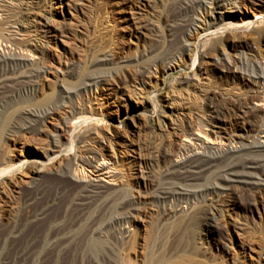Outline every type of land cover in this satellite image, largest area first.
I'll return each instance as SVG.
<instances>
[{"label":"rangeland","instance_id":"374dc122","mask_svg":"<svg viewBox=\"0 0 264 264\" xmlns=\"http://www.w3.org/2000/svg\"><path fill=\"white\" fill-rule=\"evenodd\" d=\"M183 1L0 0L2 50L32 58L0 93V264H264V182L213 170L157 198L199 131L225 148L264 126V0ZM90 157L111 174L87 199L67 173Z\"/></svg>","mask_w":264,"mask_h":264},{"label":"bare ground","instance_id":"6f19581e","mask_svg":"<svg viewBox=\"0 0 264 264\" xmlns=\"http://www.w3.org/2000/svg\"><path fill=\"white\" fill-rule=\"evenodd\" d=\"M219 1L223 2V3L232 2V0H219ZM205 6H207L205 0H184L183 3L181 4L180 9L184 13H186V15H187L188 13H191V12H192V14L196 13V10L198 11ZM217 6H218V4H217ZM194 15H193V18H191L189 21L187 20L191 27L196 26V23H197V17ZM213 18L215 21H219V22H222L224 20V16L221 13H219L216 17L214 16ZM228 25H229V27L233 26V24H228ZM227 29L228 28H222V29H220V31L218 33H223ZM248 29H249V27H248ZM214 34H217V33H214ZM4 38H5V35H4ZM0 41L3 42V38H0ZM7 42L10 43V41H7ZM1 47H2V45L0 43V66L2 68V70L0 72V93H3L7 89L6 87L11 81L18 80L17 79L18 76H17V78L14 77V76H16L15 75L16 74V68L19 69V67L25 66L27 63H29V61H32V58L28 57L29 55L24 56V50H22V49H20L19 52H16V50H14V49L12 50V48H11L10 49L11 51L9 52V51H5L6 49L2 50ZM8 66L11 67L10 70L6 69V68H9ZM3 67H4V69H3ZM258 79H260L261 82L264 83V70H262L260 72ZM18 81H20V80H18ZM255 107H262L263 108L264 107V99H263L262 103L256 104ZM263 110H264V108H263ZM71 112H72V110H71ZM81 113H82V111L80 112V115H82ZM73 116L75 118V115H73ZM76 118H78V117H76ZM87 118H88V116H87ZM32 120H34V119H32ZM74 121H75V119H73L72 122L75 123L76 126H78L80 123L85 124V121H87V120H86L85 116L83 118V115H82V117L78 118L76 120V122H74ZM71 125H74V124H71ZM65 127H66V125H65ZM73 128H74V126H73ZM195 136H196V138H195L194 143L185 144L181 148L180 154L176 157V159L175 160H169L167 162L168 173H169L171 179H173L175 182L171 187H167L164 189L162 188V190L160 189L161 191L157 195L158 201H159V199L160 200H168L169 199L171 201L187 200L189 197H191L193 195V190H191L189 188V186L190 185L193 186L206 173H209L213 170H215L218 175L216 176L217 181H216L215 185L212 187V189H219V190L222 189L223 190V189H227L229 186H231L232 184H236V183L237 184H243L245 186H250V187H257V186L262 185V182H264V178H263V175H264V157L244 159V158H239L238 154L240 152H242L243 150H254L256 153L257 152H264V126L256 133V136L252 141L247 142V143L240 142L237 144H230V145H227L225 148L223 146H218V145L214 146V145H216V140L207 139L206 136L203 135V133L201 131H199V133L195 134ZM209 145H212V146H209ZM164 153H162L163 157L165 155ZM71 155H73V154H71ZM77 157H78V155H77ZM242 157H243V155H242ZM76 161H78V160L75 158V162ZM80 165H79V167H80ZM66 172H69V171H66ZM93 173H97L98 176H104V175H110L111 174L110 169L107 167V164L105 163V160H101V162H99L94 157H90L88 164H87V168L80 167V169L77 168L73 174L70 172L67 173V177H69L71 179V181L73 180L74 182L79 184L80 187L84 188V192L82 191L84 193L83 198L85 197L87 199H90L93 197H98V195H100V193H101V186H100L99 182L104 181V179H100L101 177H97L94 180H91V176L89 174L92 175ZM63 174H64V172H63ZM111 177H113V176H111ZM167 177H169V176H167ZM208 189H210V188H208ZM102 195L103 194H101V196ZM96 200L94 199V201H96ZM97 202H98V200H97ZM83 206H84V204H83ZM170 212L171 211H169V213ZM5 238H4V240H5ZM66 240H68V239H66ZM72 249L74 250L75 247Z\"/></svg>","mask_w":264,"mask_h":264}]
</instances>
